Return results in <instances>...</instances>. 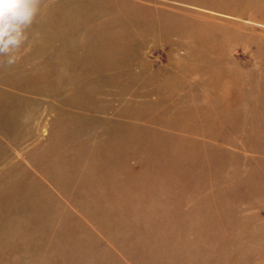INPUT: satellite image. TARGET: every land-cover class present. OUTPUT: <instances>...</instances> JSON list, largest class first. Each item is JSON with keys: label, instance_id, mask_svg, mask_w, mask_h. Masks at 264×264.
<instances>
[{"label": "rangeland", "instance_id": "1", "mask_svg": "<svg viewBox=\"0 0 264 264\" xmlns=\"http://www.w3.org/2000/svg\"><path fill=\"white\" fill-rule=\"evenodd\" d=\"M0 65V264H264V0H43Z\"/></svg>", "mask_w": 264, "mask_h": 264}, {"label": "clouds", "instance_id": "2", "mask_svg": "<svg viewBox=\"0 0 264 264\" xmlns=\"http://www.w3.org/2000/svg\"><path fill=\"white\" fill-rule=\"evenodd\" d=\"M42 4L43 0H0V65L17 63Z\"/></svg>", "mask_w": 264, "mask_h": 264}]
</instances>
